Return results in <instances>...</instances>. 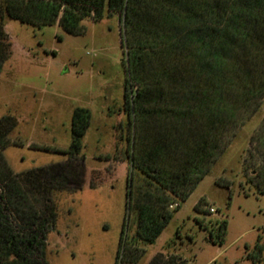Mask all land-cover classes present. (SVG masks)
Returning <instances> with one entry per match:
<instances>
[{
	"label": "rangeland",
	"instance_id": "obj_1",
	"mask_svg": "<svg viewBox=\"0 0 264 264\" xmlns=\"http://www.w3.org/2000/svg\"><path fill=\"white\" fill-rule=\"evenodd\" d=\"M4 26L12 54L0 72V137L8 139L0 166L6 163L15 175L39 168L49 173L40 188L28 178L31 198L23 202L49 227V264L264 261V97L247 103L242 117L224 130L228 146L190 196L177 209L174 203L167 208L168 224L149 243L138 235L135 211L129 210L140 122L125 98L138 86L131 80L123 20H86L80 34L59 22L38 27L7 15ZM78 108L88 111L89 125L81 148L70 152ZM12 218H18L13 206ZM221 220L227 221L226 233L214 242L210 231Z\"/></svg>",
	"mask_w": 264,
	"mask_h": 264
},
{
	"label": "trees",
	"instance_id": "obj_2",
	"mask_svg": "<svg viewBox=\"0 0 264 264\" xmlns=\"http://www.w3.org/2000/svg\"><path fill=\"white\" fill-rule=\"evenodd\" d=\"M5 15L38 27L59 22L72 34L83 33L86 20H123L131 80L138 86L125 98L140 122L129 210L138 235L153 243L172 215L167 208L174 203L177 209L190 196L228 146L224 130L247 103L264 97V0H0V72L12 54ZM87 117V110H76L70 152L81 148ZM7 140L0 137V151ZM14 175L6 163L0 166V264H49L46 220L23 204L31 198L28 178L40 188L49 173L39 168ZM215 226L210 237L223 240L227 221ZM260 257L253 264H264Z\"/></svg>",
	"mask_w": 264,
	"mask_h": 264
},
{
	"label": "built area",
	"instance_id": "obj_3",
	"mask_svg": "<svg viewBox=\"0 0 264 264\" xmlns=\"http://www.w3.org/2000/svg\"><path fill=\"white\" fill-rule=\"evenodd\" d=\"M210 210H211V211H214L215 209H214V208H211Z\"/></svg>",
	"mask_w": 264,
	"mask_h": 264
}]
</instances>
